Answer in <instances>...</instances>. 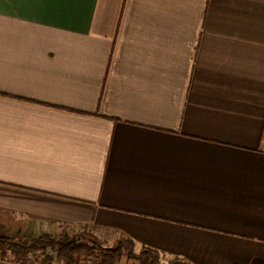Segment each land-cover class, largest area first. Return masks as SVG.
I'll list each match as a JSON object with an SVG mask.
<instances>
[{
  "label": "crops",
  "instance_id": "0c3cea01",
  "mask_svg": "<svg viewBox=\"0 0 264 264\" xmlns=\"http://www.w3.org/2000/svg\"><path fill=\"white\" fill-rule=\"evenodd\" d=\"M0 223L264 264V0H0Z\"/></svg>",
  "mask_w": 264,
  "mask_h": 264
},
{
  "label": "trees",
  "instance_id": "16d2710c",
  "mask_svg": "<svg viewBox=\"0 0 264 264\" xmlns=\"http://www.w3.org/2000/svg\"><path fill=\"white\" fill-rule=\"evenodd\" d=\"M46 262L57 260L61 264H77L79 257L95 256L98 264H116L123 251L131 264H188L178 257H172L168 262L161 261L160 253L145 245H138L129 238H124L112 247L103 248L95 252V247L75 236L52 235L42 232L30 237L19 236L7 232H0V251L2 257L8 252L12 260L20 264H28L29 256L37 253H46ZM48 260V261H47ZM3 264V263H0Z\"/></svg>",
  "mask_w": 264,
  "mask_h": 264
},
{
  "label": "rangeland",
  "instance_id": "374dc122",
  "mask_svg": "<svg viewBox=\"0 0 264 264\" xmlns=\"http://www.w3.org/2000/svg\"><path fill=\"white\" fill-rule=\"evenodd\" d=\"M13 221V220H12ZM11 221V222H12ZM13 225V224H12ZM22 227H20L21 229ZM0 232H7L10 234H16L19 236L30 237L33 236L35 233L30 231H22V230H10L8 226L3 225L0 223ZM50 234L58 236L66 234L68 236H75L78 240L84 241L93 245L95 247V252H100L103 248L112 247L118 243V241L124 239L122 236L113 235L110 233H101L96 231L92 227H81V226H66V225H57L54 229L50 232ZM123 251L121 258L117 261L116 264H131L132 261L127 259L126 253ZM50 250H46V253H37L35 255L29 256V264H40L46 262V254H50ZM88 260H91L93 264H98V260L95 256L89 257H79L77 260V264H86ZM48 261V260H47ZM11 264V263H9ZM48 264H61L57 262V260L49 261Z\"/></svg>",
  "mask_w": 264,
  "mask_h": 264
},
{
  "label": "built area",
  "instance_id": "2783aa9c",
  "mask_svg": "<svg viewBox=\"0 0 264 264\" xmlns=\"http://www.w3.org/2000/svg\"><path fill=\"white\" fill-rule=\"evenodd\" d=\"M0 263H3V264H9V263H11V264H20L19 262L15 261V260H12V258L10 257L8 252L5 253L4 257H2L1 251H0ZM86 264H93V263H92L91 260H88Z\"/></svg>",
  "mask_w": 264,
  "mask_h": 264
}]
</instances>
